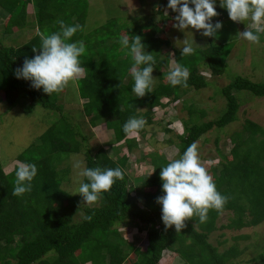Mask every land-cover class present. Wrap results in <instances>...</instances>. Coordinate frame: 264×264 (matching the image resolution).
<instances>
[{
  "label": "trees",
  "instance_id": "obj_1",
  "mask_svg": "<svg viewBox=\"0 0 264 264\" xmlns=\"http://www.w3.org/2000/svg\"><path fill=\"white\" fill-rule=\"evenodd\" d=\"M28 6L34 13L32 24L28 21ZM0 10L4 12L1 18L5 19L2 24L5 34L28 27H35L37 31L33 38L18 47L0 42V97L9 109L26 99L31 102L27 111L38 106L58 114L35 142L16 156L18 162H32L38 166L31 192L14 195L18 167L5 174L0 164V264H171L178 257L183 264H232L239 256L238 250L231 247L219 252L208 242V237L217 231V220L225 212L232 213L228 224L221 227L227 230L239 231L264 222L263 128L247 121L241 131L231 136L233 148L228 159L221 157L222 161L210 169L217 190L229 197L224 209H210L204 223L194 216L185 222L180 232L174 227L165 229L160 206L155 202L162 195L160 167L168 162L153 153L147 158L152 167L151 175L143 179L141 186L135 187L128 184L125 172L128 155L113 159L106 151L107 146L114 151L125 149L127 152L137 147L135 137L129 139L123 132V125L130 117H143L150 125L154 110L177 103L189 90L206 88L207 81L199 68H206L214 77L223 75L233 44L204 37L206 46L196 48L191 55H181V49H175L167 39L157 36L161 31V17H173L169 16L172 11L167 8V0H160V6L153 7L149 26L135 28L110 19L89 32L85 31L87 0H0ZM216 11L218 18H229L219 0ZM156 14L161 18L157 23L153 19ZM60 20L83 26L72 38L73 41L83 40L86 45V52L80 58L85 72L75 83L90 128L101 126L113 135L110 140L106 139L108 142L113 139L106 145L107 150L98 149V145L90 147V139L80 125L62 112L58 102L66 87L62 92L47 95L42 89H33L30 82L14 76L26 58L38 54L32 49L40 47L39 33L58 31ZM127 33L141 36L146 51L153 53L156 59L154 70L159 82L144 97H136L131 91L134 82L129 69L133 61L119 44L120 37ZM163 49L172 50L175 65L179 63L189 68L188 87L171 86L164 81L163 71L168 61L162 56ZM240 91L261 98L264 97V83L236 77L222 88L226 100L224 113L215 121L199 125L185 122L183 133L177 136L175 144L179 149L178 158L203 135L236 121L240 104L235 94ZM139 134L143 135V130ZM70 154L83 155L85 166L89 168L119 167L124 171V180H117L97 203L84 205L80 195H72L61 188L68 172L58 167L63 162L62 156ZM81 213L92 219L84 220ZM132 223L145 234L143 247L134 248L118 229ZM164 252L172 254L168 262L163 259Z\"/></svg>",
  "mask_w": 264,
  "mask_h": 264
},
{
  "label": "rangeland",
  "instance_id": "obj_2",
  "mask_svg": "<svg viewBox=\"0 0 264 264\" xmlns=\"http://www.w3.org/2000/svg\"><path fill=\"white\" fill-rule=\"evenodd\" d=\"M87 1L86 32L96 29L110 19H117L119 22L135 28L141 25L149 26L153 7L158 8L160 6V0ZM27 12L29 24H32L35 21L33 9L28 6ZM171 15L173 17L169 19L167 16L161 17L163 21L160 27L161 31L157 33L158 37L167 39L175 49L181 47L177 41H182L184 38L192 39V36L197 44L195 48L206 46V39L201 35L202 30L187 29L185 33L180 32L173 27L175 15L170 12L169 16ZM3 16L4 12L0 10V42L5 46H21L36 35L35 27H28L21 31L13 29L11 33L5 34L2 25L4 18H1ZM161 18L157 14L153 17L155 23L161 21ZM170 21H173V24ZM216 21L222 22L223 27L215 38H211L218 43L233 44V49L226 61V72L221 76L214 77L206 68H199L200 74L207 81V87L199 91L189 90L183 94L177 103L173 105L169 103L167 108L154 110L152 123L143 129V135H128L129 139L135 137L134 141L137 144V147L130 152L125 151V149L114 151L111 146H107L108 149L106 145L113 141L112 139L108 142L112 135L111 131L105 130L101 126L94 129L90 128L88 119L82 111V101L79 98L75 81L69 82L66 86V92L60 94L61 101L58 103L63 108L62 112L80 125L82 132L90 139V147H97L98 145V149H108L106 153L113 159H120L123 155H128V167L125 168V172L129 179V185L141 186L143 179L151 175L152 167L147 158L153 153H157L168 163L178 159L175 144L177 143V136L183 133L185 122L189 125L192 123L199 125L215 121L224 113L226 100L221 89L233 79L242 77L253 83H264V32L261 33L260 43L253 44L236 37L237 33L247 30L248 27L251 28V22H233L229 18L220 19L218 16L213 18V23ZM253 29L255 30V26ZM162 51V56L168 61L167 69L165 68L163 71L166 82L168 81L167 76L174 69L175 64L172 50L163 49ZM152 75L155 78L154 86L159 80L155 70ZM235 96L240 104L236 121L223 129L212 130L200 137L195 143L200 162L210 175L211 167H216L222 161L221 157L228 159L230 150L233 148L231 136L235 132L241 131L247 121L264 129V97L257 98L246 91L237 92ZM0 105H2L0 107V164L4 173L9 174L15 167H18L16 156L33 144L36 138L57 119L58 114L44 111L38 106L29 108L27 111L25 109L31 106V102L26 99H22L20 104L12 109L8 108L2 98ZM106 139L108 140L106 141ZM62 157L63 162L58 169H66L68 174L62 182L61 188L72 195H79L77 194L79 187L77 171L73 168V162L75 159H79L84 163V157L81 154H70ZM231 217L232 213L230 212L220 215L216 223L217 231L209 235L208 242L216 247L219 252L235 247L239 256L233 260L232 264H264V222L256 227L244 228L239 231L221 228L228 224ZM118 229L134 248L144 246L145 234L135 224H127ZM171 256L170 252H164L163 259L168 262ZM171 264H179V260L175 259Z\"/></svg>",
  "mask_w": 264,
  "mask_h": 264
},
{
  "label": "clouds",
  "instance_id": "obj_3",
  "mask_svg": "<svg viewBox=\"0 0 264 264\" xmlns=\"http://www.w3.org/2000/svg\"><path fill=\"white\" fill-rule=\"evenodd\" d=\"M219 4L227 11L231 21H249L255 26V31L247 29L237 33L236 37L253 44L260 43L261 33L264 32V0H219ZM216 6L217 0H167V8L177 13L173 27L184 33L187 29L202 30L203 37L215 38L223 27L220 21L213 23V18L218 16ZM58 24V31L39 33L40 47L32 49L33 53L38 54L26 58L14 72L16 79L30 82L33 89H42L47 95L62 92L69 82H74L85 72L80 58L86 52V45L83 40H72L78 31L83 30V26L69 25L63 20L58 21ZM177 43L181 45V55H191L196 50L193 36L192 39L184 38ZM119 44L133 61L129 69L134 82L131 91L136 97H144L152 91L156 59L153 53L146 51L139 35L127 33L120 37ZM189 76V68L177 63L167 80L171 86L188 87ZM146 126L145 118L133 116L124 123L123 132L138 135ZM73 168L77 171L79 183L77 194L86 205L97 203L117 180H124V171L119 167L89 168L83 161L75 159ZM37 174L36 163L19 161L13 194L23 196L31 192L32 181ZM159 179L162 195L155 202L160 206L165 229L174 227L176 232H180L185 222L194 216L204 223L210 209L222 211L229 199L217 190L212 176L202 166L195 143L188 146L178 159L160 167ZM81 215L86 221L92 219L90 215ZM178 260L179 264H183L179 257Z\"/></svg>",
  "mask_w": 264,
  "mask_h": 264
},
{
  "label": "crops",
  "instance_id": "obj_4",
  "mask_svg": "<svg viewBox=\"0 0 264 264\" xmlns=\"http://www.w3.org/2000/svg\"><path fill=\"white\" fill-rule=\"evenodd\" d=\"M4 20H5V19H3V21H4ZM253 28H254V25H252V24H251V28L248 27L249 30H253V31H255ZM82 76H83V75H82ZM82 76H80V77H82Z\"/></svg>",
  "mask_w": 264,
  "mask_h": 264
}]
</instances>
